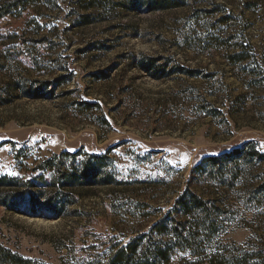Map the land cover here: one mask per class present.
<instances>
[{
    "label": "rangeland",
    "instance_id": "obj_1",
    "mask_svg": "<svg viewBox=\"0 0 264 264\" xmlns=\"http://www.w3.org/2000/svg\"><path fill=\"white\" fill-rule=\"evenodd\" d=\"M170 2L152 11L114 2L83 24L76 0H36L0 19V177L43 175L37 206L57 189L66 200L57 218L0 205V243L12 252L105 263L164 220L173 227L189 190L208 208L195 229L202 259L216 251L228 264H264V0ZM235 150L246 156L239 170L192 177ZM71 158L97 178L66 190L58 179ZM161 239L172 237L152 236ZM194 258L175 251L168 264Z\"/></svg>",
    "mask_w": 264,
    "mask_h": 264
},
{
    "label": "trees",
    "instance_id": "obj_2",
    "mask_svg": "<svg viewBox=\"0 0 264 264\" xmlns=\"http://www.w3.org/2000/svg\"><path fill=\"white\" fill-rule=\"evenodd\" d=\"M36 0H16L13 3H8L6 6L0 8V19L14 13L19 7H23L27 4H33ZM117 2L119 7L130 8L134 10H161L169 7H176L177 4L170 2V0H142L141 2H134L133 0H76L77 8L87 12L82 15L83 24H90L98 21L100 13H103L110 8L111 5ZM114 6V5H113ZM114 9V8H112ZM92 11H97L96 14H92ZM232 61H244L241 55L232 56ZM157 72H163L162 70H156ZM186 74L194 76L193 71H186ZM27 94L32 95L30 92ZM36 92L33 94L35 95ZM38 95V94H37ZM68 154H63L64 158H67ZM246 157V156H245ZM239 151L235 150L231 154L225 156H213L203 160L192 171V177L197 175V179L204 174L210 180H222L224 177L223 171L234 169L239 170L240 165L238 160L241 158ZM55 159L52 158L45 162L46 172H51L55 166ZM97 160H95L96 162ZM74 159L71 158L70 166L65 168L58 180L61 181L62 186H66V190H69L73 185H81L92 181L97 178L98 168L88 164L84 169H79L84 164L77 162L78 168L74 166ZM87 165V164H86ZM264 181V180H263ZM48 181L43 175L37 177H29L26 181H21L14 178L0 177V205L6 207L9 211L25 214L29 216L42 215L47 212L50 216L60 217L61 212L57 205L62 206L66 203L61 190H56L50 198L45 200L41 207L37 206L36 198L38 195H43L39 185H47ZM70 187V188H69ZM59 188V187H58ZM55 189V186H54ZM257 190L256 195L264 191V184ZM263 201H259L258 204L262 205ZM206 202L197 196L194 192L185 190L172 208L171 224L173 227L169 228L168 220H164L154 226L148 234H142L130 239L123 246H115L112 254L107 258L105 263L99 262L96 264H168L172 254L175 251L187 254L195 257L193 260H187L186 264H228L227 258L220 255L219 252H213L206 258L200 257L198 254L201 248L199 240L203 232L195 229H204V218H207ZM177 214L178 220L182 221L179 224L173 222V216ZM191 223L195 224V227ZM156 234L160 237H172V240L153 241L152 236ZM199 257V258H198ZM251 257H254L253 255ZM247 264L248 261H239L238 264ZM0 264H41L37 261H33L27 258H23L21 255L12 252L2 243H0Z\"/></svg>",
    "mask_w": 264,
    "mask_h": 264
},
{
    "label": "snow or ice",
    "instance_id": "obj_3",
    "mask_svg": "<svg viewBox=\"0 0 264 264\" xmlns=\"http://www.w3.org/2000/svg\"><path fill=\"white\" fill-rule=\"evenodd\" d=\"M9 174H12L11 172Z\"/></svg>",
    "mask_w": 264,
    "mask_h": 264
}]
</instances>
